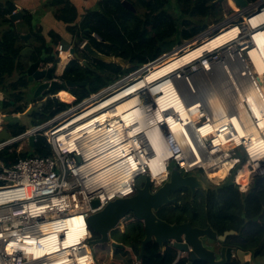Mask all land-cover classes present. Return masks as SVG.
<instances>
[{
    "label": "bare ground",
    "instance_id": "bare-ground-1",
    "mask_svg": "<svg viewBox=\"0 0 264 264\" xmlns=\"http://www.w3.org/2000/svg\"><path fill=\"white\" fill-rule=\"evenodd\" d=\"M235 9L238 11L237 8ZM245 21L252 30V36H248L252 37L249 41H246L247 36H244L245 32L239 26H230L198 45L192 47L187 45L179 48L176 52L165 55L162 60L154 63L152 70L143 76L139 74L136 77L115 83L116 85L112 89L98 93L99 96L97 95L89 102L73 109L72 113L76 110H81V113L67 121L66 123H71L61 131L64 132L67 128L68 131H71L77 126V129L71 134L73 140L69 142L64 134L61 136V140L70 143L68 146L73 150L72 148L78 146L75 142L77 138L80 137V140L86 138L83 140V145L93 149L103 146L106 142V138L103 137L104 133L106 135L115 133L116 138L111 137L112 145L116 146L115 152L106 157L108 159L105 164L114 163L110 167L112 169L109 171V177L117 175L123 181L130 180V175L125 171L122 172L121 169L134 168L135 156L139 155L144 156L143 160L149 166H145L146 170L148 168L154 170L150 174L156 178L155 180L159 184L167 175V162L178 156L172 150L173 144L179 146L180 149L188 148L196 156H193L194 160L192 161L186 158L185 165L194 161V164H201L206 168L209 179L219 183L228 175L231 163L226 161L220 167L209 170L210 164L206 161L208 157L203 153L200 154L196 143L198 140L200 143L206 144L212 139L213 147L205 149L207 156H215L221 151L229 152L239 146L246 147L251 161L238 172V184L242 185L241 181L244 178L249 182L254 173L253 170L257 174L264 173V28H261L264 26V9L249 16ZM242 40L246 42L240 44ZM237 42L241 51L254 49L252 51L258 62L253 77L250 76L246 67L240 74L241 77L249 78L247 85L241 83L236 85L237 79L231 68L228 67L229 72L226 71L229 75L228 78L234 83L236 89L234 99H232L234 110L228 111L226 103L217 94H213L209 100V107L213 112L210 116L204 112L203 105L199 100L186 103L175 80L185 75L190 77L191 72L187 70L190 64L222 49L227 44ZM181 52H183L182 55ZM66 54L64 53V55ZM221 58L227 65L230 64L228 62L230 57H226L225 53H221ZM219 59L205 62L200 66L204 72H210L214 63ZM104 93L109 95L102 99ZM94 116L96 117L89 120ZM205 117L208 118L207 122L198 125V120L202 121ZM66 123H63L62 126ZM163 126L169 131L170 138L165 135ZM140 139H143L148 145L152 152L151 156H145V146ZM102 160L96 159L93 165H99ZM118 164L119 166L113 168ZM138 171H141V168H138ZM107 197L108 195L104 192L101 194L103 200ZM75 200L76 206L65 205L61 199L49 201L42 204L43 208L39 211H37L39 205H33V210H28L26 215L36 218L40 214L52 212L59 216L56 219L55 228L50 229L51 231L43 237L36 233L26 239L25 243H22L21 239L11 240V244L4 252V256H7L4 258L6 260L4 262L6 264H18V262L23 264L25 260L18 258V254L19 257L26 258L29 264L33 260L37 261L46 257L52 260L43 264H63L67 261V256H73L75 252L78 254L80 248H86L87 253L91 254L90 248L83 246V241L89 236L83 210L85 208H80L77 196ZM7 202V200H3L0 201V204ZM66 210L71 212L64 216ZM61 253L63 254L61 255ZM79 260L77 263L74 260L75 264H84Z\"/></svg>",
    "mask_w": 264,
    "mask_h": 264
},
{
    "label": "trees",
    "instance_id": "trees-1",
    "mask_svg": "<svg viewBox=\"0 0 264 264\" xmlns=\"http://www.w3.org/2000/svg\"><path fill=\"white\" fill-rule=\"evenodd\" d=\"M123 1L101 0L94 9L82 14L67 0H55L52 3L51 6L56 8L55 19L63 25L64 33L71 37L69 44L73 42L80 47L88 41L99 52L122 58L124 62L132 65V68L127 70L117 64L108 65L94 60L99 73H93L73 59L65 67L62 77L71 82L87 81V85L69 91L73 95L71 102H62L67 109L79 105L123 76L158 60L183 41L192 40L207 31L210 25L219 24L224 19L223 2L220 3V0H127L134 5L136 13L125 9ZM253 1L257 0L249 2ZM227 3L229 4L228 1ZM7 6L8 10H0L1 23L9 27L0 36V92L4 94L0 106L10 114H22L28 106L21 105L27 94L22 89L29 86L26 76L28 64L38 60L45 64H57L58 52L55 53L54 50L65 38L55 31H49L47 36L43 35L42 26L34 27V16L29 14L25 20L30 25L29 32L32 35L29 41L31 51L23 55L24 45L19 29L15 23L7 19V15L13 11V5L8 1ZM171 7L175 14L170 13ZM138 10H143V13ZM187 17L199 19L198 24L195 25ZM67 59L64 57L63 60ZM105 73L109 75L107 78L104 76ZM13 77L14 80L10 81ZM32 110L33 119L36 121L42 119L46 122L65 109L57 108L50 99L45 106ZM12 130L14 135H20L26 131V126L14 125ZM31 151L40 157L51 155V148L44 137L38 138L35 148ZM10 155L11 152L3 151L0 153V159L2 158L8 165L18 161L19 157L11 160ZM237 157L244 162L245 157L242 154L238 153ZM239 168L240 165L237 164L232 176ZM199 192L202 194H198ZM199 192L198 196L204 197V201L191 200L188 195L178 197L169 211L162 210L160 214H168L171 217L169 223L191 221L197 227L210 225L218 235L235 230L238 235L229 237L227 243L250 252L248 256L251 259L250 264H264L256 263L257 260L264 259V176L256 177L247 193L241 192L239 186L233 184L232 177L218 187ZM201 210L205 213H201ZM259 214L261 220L254 222L253 219ZM143 237L141 224L136 221L130 222L125 233L114 238L131 250L116 249L117 254L111 256L106 246L93 247L96 264H135L136 260H139L140 264H189L190 258L180 259L175 263L178 252L171 248L160 249L154 242L145 247L144 255L141 257L140 240ZM254 254L257 256L254 257ZM134 257L137 259L134 260ZM194 264L205 263L198 260ZM229 264L240 263L233 260Z\"/></svg>",
    "mask_w": 264,
    "mask_h": 264
},
{
    "label": "built area",
    "instance_id": "built-area-1",
    "mask_svg": "<svg viewBox=\"0 0 264 264\" xmlns=\"http://www.w3.org/2000/svg\"><path fill=\"white\" fill-rule=\"evenodd\" d=\"M250 39V37H247L246 41H249ZM233 44L234 43L227 45ZM234 45L236 47H240L238 42ZM245 51H247V49ZM214 54H216V52ZM213 56L214 55L212 53L208 54L206 57L198 61V64L204 65L205 62L211 61ZM216 59L218 58L216 57ZM149 64L143 66L142 69ZM191 65L192 64H190L189 66ZM95 95L97 94H93L92 96L94 97ZM108 95L102 96L101 98L104 99ZM194 101L195 100H193V102ZM72 111L74 110H64L63 112L57 114L46 122L26 130L24 133L14 137V139L0 142V153L3 151L12 152L11 148L18 143H22V145L17 149V152H22L24 150V147L29 148L28 138L30 136H34L36 142L39 137L46 138L47 144L51 148V155L47 157L36 156L26 159H19L17 162L11 165H8L5 163V161L0 160V201H8L6 204H0L1 264H6V262H4L6 261L4 260V258L7 256H4V252L5 249H7L11 244V240L21 239L22 243H25L26 239L30 238L34 234L38 233V236L43 237L47 232L51 231L50 229L55 228V225L57 223L56 219L59 216L53 214L52 212H48L47 214H40L36 218H31L30 216L26 215V212L28 210H33V205H39V207L37 208V211H39L41 210V208H43L42 204L49 201H54L56 199H61L63 200L62 202H64L65 205L67 204L76 206L75 197L77 196L80 202V208H85L83 210L86 217L90 214H94L102 210L107 204L116 199H125L133 196L136 193L135 188L138 185L139 180L142 178L144 179L145 177H150L156 187L162 185L168 180L169 169L172 164H174V166H176L184 175L193 173L196 174L197 172H200L203 174L207 181H209L210 183H215L211 179H209L206 168L201 166V164H194V161L191 164L185 165L187 159H189V161H192L194 160L193 156H196L188 148L184 147L180 149L179 146L173 145L172 142L174 144L176 143L172 139V150L175 151L178 156L167 162V175L159 184H157L155 180L156 178H154L150 174L154 170H152L151 168H148V170H146L145 166H148V164L143 160L144 156L139 155L135 156L136 163L134 168L121 169L122 172L125 171V173L130 175V180H120L117 175L109 177V171L112 169L110 167L114 163L105 164V162L108 159L106 157L115 152L116 146L114 144L112 145L113 142L111 140V137L116 138V134L114 133L111 135H106V133H104L103 137L106 138V142L103 144V146H98L93 149H91L90 146L83 145V140L86 138L80 140L81 138L79 137L75 140L78 146L76 145L74 148H72L73 150H71L68 146L70 145V143H67V141H62L61 136L64 134V136L70 142L71 140H73L71 139V134L77 129V126L76 129L71 128L73 129L71 131H68L67 128L66 131H64L65 133L61 131H63L64 127L71 123H66L67 121L81 113V110H76L73 113ZM204 112L206 114H209V116L211 115V113H213L212 110H204ZM96 116L90 117L89 120L95 118ZM207 120L208 118L205 117L202 121L198 120L197 124H204L207 122ZM63 123L66 124L62 126ZM162 128H164L163 131L165 135L169 137L170 135L167 128L165 126H163ZM1 129L2 127H0V131ZM140 140L145 146V156H151L152 152L149 149L148 145H146L143 139ZM212 141L213 139L207 141L206 144H202L197 140L196 143L198 146V151L201 155L203 153V155L208 157L206 161L210 164L208 166L209 170L214 167H220L226 161L231 163L228 175L224 179L229 177L231 172L233 173L235 166L239 164L238 162H235L231 159L234 152L237 151L235 154V158H237L239 161L241 160L237 157L238 153L242 154L245 157L244 162H241V164H239L240 167L242 164L245 165L246 163H249L251 161V158L247 154L245 146H239L229 152L221 151L215 156H207V152L205 149H211V146L213 147V144L211 145V143H213ZM24 144L26 146H24ZM77 158H80L81 161L79 162ZM98 158L103 160L101 161V163H99V165H93V163ZM117 166H119V164L114 166L113 168H116ZM138 168H141V171H138ZM238 171H240V168L237 170V172ZM253 172V174L257 175L256 177L264 176V173L257 174L255 173V170H253ZM110 178L111 180H109ZM239 189L241 190V192L243 191V187L239 186ZM103 192L108 195L107 199L105 200L101 198V194ZM96 200L100 205L98 208H93L91 204ZM66 211L68 213L66 212L64 216L69 215L71 212H69V210ZM128 220L129 219L123 221V226L120 229L121 233L124 232V229L128 225ZM91 239L92 236L89 234V236L83 241V246H88L90 248L88 242ZM78 251V254H75V252L73 256H67V261L63 264H75L74 260H76L77 263L78 259H80L79 261H82V263L84 264H96L92 251L91 254L87 253L86 248H80ZM189 252L190 251L178 252L175 263H177L180 259L189 258ZM62 254L63 253H61V255ZM77 255H80V257H77ZM17 256L18 258L25 260L23 264H29V261L26 260V258H24L23 256L19 257L20 255L18 254ZM51 260L52 259H50L49 257H46L41 258L37 261L33 260L30 264H43ZM136 262L137 264H140L139 261ZM18 264L22 263L18 262Z\"/></svg>",
    "mask_w": 264,
    "mask_h": 264
},
{
    "label": "water",
    "instance_id": "water-1",
    "mask_svg": "<svg viewBox=\"0 0 264 264\" xmlns=\"http://www.w3.org/2000/svg\"><path fill=\"white\" fill-rule=\"evenodd\" d=\"M223 1L225 0H220V3ZM232 1L239 11L238 13H246L245 11H247L250 5L246 0ZM122 4L128 11L133 13L137 12L131 2L124 0ZM257 5L258 8L254 13L264 9V0H259ZM21 18L22 14L17 13L10 16V20L14 23H18ZM261 28H264V26ZM204 34H207V31L200 35ZM31 37V34L20 36L23 41H27ZM94 37H97L98 40L101 41L98 36L94 35ZM60 46L62 51H69V53L74 56L75 60L80 62L82 66L88 67V62L86 59L80 57L77 48L91 60H96L108 65L117 64L121 67L125 65L122 58L105 55L94 48L88 41L84 42L81 48L77 47L76 44H69L65 40L61 41ZM29 51H31V48H26L22 51V54L25 55ZM164 57L163 55L155 62L162 60ZM42 64L43 61L41 60L28 64L26 76L29 86L27 89H24L23 92L28 93L29 90L34 92L33 97L36 99L38 97H43V93L48 91L49 98L56 107L65 109L66 105L59 101L56 90L69 93L72 89L80 88L86 83L71 81L62 83L55 79L57 64H52L50 68L41 70ZM105 95L104 93L102 96ZM90 97L92 98L93 96L91 95ZM85 101L86 100L79 105H82ZM24 114H10L0 106V127H2L0 131V142L16 137L13 130L11 132L12 126L18 124L24 125L22 124L21 118ZM7 117H11V122L5 128V126L2 125L4 123L3 120ZM28 146L30 150L35 148L36 140L34 136L28 138ZM77 160L79 162L81 161L80 158H77ZM135 189L136 193L133 196L125 199H116L107 204L102 210L85 217L88 232L92 236V239L88 242L91 251L93 247L106 246L110 255L115 256V254H117L115 251L116 249L123 251L131 250L124 243L118 242L113 237L115 231H118L119 234L125 233L126 228L123 233L120 231L123 226V221L131 218L133 221L140 223L144 231V237L140 240L141 257L144 255L145 247L154 242L159 245L160 249L171 248L177 252L190 251L189 264H194V262L198 260L205 264H229L233 260H237L240 264H250V261L247 260L250 252L243 251L236 245L227 243L229 237L238 235L235 230L225 231L222 235H218L210 225L206 227H197L194 226L191 221L169 223L158 216V212L162 208L169 207L170 205L173 206L177 202L178 195L182 197L184 196V192H189L192 197H194L199 190H209L206 180L202 177L195 173L184 175L174 166L172 169H169L168 180L162 185L156 187L150 177H145V184L140 186L138 183ZM176 194L177 196H173ZM99 205L97 200L93 201L91 204L93 208H98ZM259 218L260 216L254 218L253 221L257 222ZM256 256L257 254H254V257Z\"/></svg>",
    "mask_w": 264,
    "mask_h": 264
},
{
    "label": "rangeland",
    "instance_id": "rangeland-1",
    "mask_svg": "<svg viewBox=\"0 0 264 264\" xmlns=\"http://www.w3.org/2000/svg\"><path fill=\"white\" fill-rule=\"evenodd\" d=\"M227 1L228 0H225L222 3L223 16H224V19H223L222 22H220L219 24L210 25L209 28L207 29V34L200 35L198 37L196 36L195 38H193L192 40H189V41H183V43L181 45L175 46L172 49V51H170L167 54L176 52V50H179V48H183V47H185L187 45H188V47H192V46L198 45L201 42H203L205 39L212 38L213 36H215L218 33H220L222 30H224V29H226V28H228L230 26H235V25L239 26L245 32L244 36L248 35L252 30L246 24L245 19L248 18L252 13L255 12V10L257 8V2L259 0H257L256 2L253 1V2L249 3L250 4L249 5L250 9L248 8L247 11H245L247 13V14L245 13V16H244V13L240 14V13H238L239 11H237L236 9L230 7L229 4L227 3ZM249 1L250 0H246V2H249ZM138 11L140 13L141 12L143 13V10H138ZM44 13H46V11L43 12V14H40V13L38 14L37 13L35 15L34 23H33L34 27H36L37 24L39 25V23L42 21V19H40V18L44 17L43 16ZM170 13L175 14V11H174V9L172 7L170 8ZM187 19L189 21L193 22L195 25H197L198 22H199V19H194V18H191V17H189V18L187 17ZM209 21L211 22V20H209ZM42 29H43V35H45V36H47V33L49 31H55V32H58L59 34L63 35L66 42L69 43V41H70L71 37H70L69 34L64 33L63 26L62 27L56 26V27L52 28L51 30H49V27H48L47 23H45V27H43ZM48 40H50V39L48 38ZM246 40H247V38H246ZM245 42L246 41L242 40L240 42V44L241 43H245ZM72 44H73V42H72ZM82 45L80 46V48L82 47ZM226 46H227V48H226ZM226 46L223 47L220 50H217L216 54H214L215 52H212V54L214 56L212 57L211 61L212 60L214 61L216 59V57L220 58L218 61H216L214 63L212 71L204 72V70H202L201 66L198 64V61H197V62H195L196 64L193 63L191 66L187 67L188 68L187 70L191 72L190 77L185 75L184 77L177 78L175 80L176 86H177L180 94L182 95L183 99L186 102L190 103V102H193V100H195V101L199 100L202 103V105H203V110H211L210 107H209V100H210V98L213 97L212 96L213 94H217L218 96H220L222 101L224 103H226V107H227L228 110H234L235 107L233 106V100L232 99H234V95H235L236 89H235V86L232 83V81L228 78V76H229L227 74V72H229L228 71V67L231 68V70L233 71L234 76L237 79V81H235L236 85L238 83H241L242 85H247V84H249V78L247 76L246 77H241L240 74L243 73L242 70L246 67L248 69V71H249L250 76L253 77L254 74L256 73V66H257V62L258 61L256 60L255 55H254V53L252 51L254 49H247V51H245L246 50L245 49L244 51H241L240 47H236L234 44L233 45H226ZM54 51H55V53L58 52L59 61L57 63V73L61 75L63 73L65 67L67 66V64L70 63L75 58H74L73 55H71L69 53V51H66V52L63 51L64 53H69L70 57L67 60H65V61L62 60L61 54H63V53H62V50L60 49V45L57 48H55ZM78 51H79L80 57L82 59H86V61L88 62V67H86V66H83V67L85 69L93 72V73H99V71L96 68L95 61L94 60H88L89 58L86 57L85 54L83 52H81V50L79 48H78ZM181 53H183V52H181ZM221 53H225L226 57H228V56L230 57V59L228 61L230 64L227 65L225 60L224 61L222 60ZM167 54H165V55H167ZM249 60H250V62H248ZM253 63H255V65H253ZM79 64L82 66V64L80 62H79ZM154 65H155L154 63L153 64H149L148 66L144 67L143 69L141 67V68L135 70L134 72L128 74L127 76H123L122 78H120V80H118L115 83L117 84L118 82H121L122 80L130 78V77H136L139 74L143 76L149 70H152L154 68ZM123 68L128 70V69L132 68V65H130L129 63L125 62V65L123 66ZM104 76H105V78H107L109 75H107V73H105ZM177 76H178V74H177ZM111 78L113 79L115 77H111ZM12 80H14V77L12 79H10V81H12ZM86 82L87 81H83L81 83H86ZM115 83H113V85H110V86H108L105 89H102L100 92H102V91L105 92L107 90L112 89L116 85ZM22 90H24V89H22ZM70 93L71 92L66 93V94H61L60 96H59L60 93H57V96H59L58 97L59 101L61 103L65 102V101L71 102V100H72L71 96H73V95L70 94ZM33 95H34V93L29 90L28 93L26 94V97H25L26 100H24L21 103V105L22 104L23 105L24 104L28 105L27 108H26L27 110L25 111V114L23 113L24 117L21 116L22 124H24L26 126V130L31 129V128H33V127H35L37 125H40V124L45 122V120L43 121L42 119H40L39 121H36L35 119H33V117H31V114H32V111H33L32 109L35 108L34 104H38L39 103V106H45L47 104V100L46 101H40L39 97L35 99L33 97ZM95 97H93V98H95ZM34 101H37V103L34 102ZM87 102H89V101H87ZM68 109H70V108H68ZM68 109L65 108V110H68ZM3 121H4V123H3L2 126H5V128H6L7 125L11 122V117H7ZM11 132H12V129H11ZM16 136H18V135H16ZM21 145H22V143H18V144L14 145L11 148V151H12L11 155H10L11 156V158H10L11 160H15L16 157H19L17 159V160H19V159H26V158L40 156V155L35 154L33 151L29 150V148H26V147H24V150L22 152L18 153L17 149ZM236 152H234L232 154L231 159L233 161L238 162L239 164H241L242 161H239L237 158H235ZM173 167H174V164H172L170 169H172ZM243 167H244V165L242 164L241 167H240V170ZM238 172L234 176H232V172H231L229 177H227L226 179H224L223 181H221L219 183H210L209 181H207L205 179L203 174L200 173V172H197L196 174L206 180L209 188L218 187L222 183H224L226 180H228L229 178L232 177L233 184H236V185H239V186L243 187V191L242 192L243 193H247L251 189V187H252L257 175L253 174L251 176L249 182L247 181L248 179H246V178L242 179V181H241L242 185H240V184H238V180H237ZM139 184H140V186H143L145 184V178L144 179L143 178L140 179L139 180ZM197 193H196V195L194 197H192V195L189 192H184V196H187V195L190 196L191 200L197 199L198 201H201L203 199V201H204L205 200L204 197L202 198L201 196L200 197L198 196V194H200L201 192H199L198 194ZM170 206H172V205H170ZM190 208L193 211V208L192 207H190ZM201 213H205V211L201 210ZM158 216L163 218V219H165V220H167V221L171 218V217L168 216V214H164V213L160 214V212L158 213ZM259 216L261 218V214H259L255 218H257ZM260 218H259V220L257 222H259L261 220ZM130 222H133V220L131 218H129L128 224ZM118 234H119V232L115 231L113 233V237H117ZM256 263H264V259H263V261L259 259V260L256 261ZM135 264H137V262H135Z\"/></svg>",
    "mask_w": 264,
    "mask_h": 264
},
{
    "label": "crops",
    "instance_id": "crops-1",
    "mask_svg": "<svg viewBox=\"0 0 264 264\" xmlns=\"http://www.w3.org/2000/svg\"><path fill=\"white\" fill-rule=\"evenodd\" d=\"M8 1L10 3H12L13 11H12V13L7 15V19L10 20V16L12 14H15V13L22 14L21 20L18 23H15L17 28L19 29L20 36L30 34V32H29L30 25L28 23H26V20H25L26 16H28L29 14H31L35 17V15L37 13L43 14V12L46 11V13H44V15H43L44 17L40 18V19H42V21L39 23V25L37 24L36 28H39L40 26H42V28L45 27V23H47L49 30H51L52 28H54L56 26H58V27L63 26L54 17V11H56V8H54L51 5H52V3H54L55 0H0V10H8V8H9L7 6ZM67 1L71 5L75 6V8L78 9V11L82 14L88 10L95 8L101 0H67ZM247 3L249 4L250 2H247ZM232 6H233V4H232ZM33 23H34V21H33ZM8 28L9 27L7 25H4L0 21V36H2L3 32L8 30ZM31 38L28 39L27 41H23L21 39L23 41L24 49L31 48L30 44H29V40H31ZM62 53H63V54H61L62 60L64 59V57H66V58L70 57L69 53L68 54L65 53L66 55H64V52H62ZM50 66H52V64H50ZM61 94H66V93L60 92L59 96ZM91 99H93V97L92 98L89 97L88 99H86V101L83 104H85L87 101H89ZM3 100H4V94L1 92L0 93V103ZM82 105L73 106L69 110H73V109L77 108L78 106H82ZM24 146H26V145L24 144ZM0 160H3V159L1 158ZM136 259H137V257H134V260H136ZM247 260L251 261V259H249L248 257H247ZM136 261H138V260H136Z\"/></svg>",
    "mask_w": 264,
    "mask_h": 264
},
{
    "label": "flooded vegetation",
    "instance_id": "flooded-vegetation-1",
    "mask_svg": "<svg viewBox=\"0 0 264 264\" xmlns=\"http://www.w3.org/2000/svg\"><path fill=\"white\" fill-rule=\"evenodd\" d=\"M228 2H229V4L232 6V4H233V6H232V8H234V3L232 2V0H228ZM73 44H75V43H73ZM88 60H91V59H88ZM48 68H50V64H45V63H43L42 65H41V70H46V69H48ZM62 75H63V73L60 75V74H58L57 73V71L55 72V79H57V80H59L60 82H62V83H64L65 81H67L66 79H64L63 77H62ZM87 85V82H86V84L84 85V86H86ZM84 86H82V87H84ZM66 89V88H65ZM61 91H59V90H56V93H60ZM34 93V92H33ZM40 98V101H49L50 100V98H49V94H48V91H45L44 93H43V97H39ZM34 102H36L37 103V101H34ZM34 106H35V108H40L41 106H39V103L38 104H34ZM173 196H177V194L176 195H173ZM178 197H180V195H178ZM170 207H172V206H169V207H164V208H162L159 212H161L162 210H167V211H169V208ZM158 212V213H159Z\"/></svg>",
    "mask_w": 264,
    "mask_h": 264
},
{
    "label": "clouds",
    "instance_id": "clouds-1",
    "mask_svg": "<svg viewBox=\"0 0 264 264\" xmlns=\"http://www.w3.org/2000/svg\"><path fill=\"white\" fill-rule=\"evenodd\" d=\"M248 36H252V31L249 33V35H248ZM248 36H247V37H248ZM250 38H252V37H250Z\"/></svg>",
    "mask_w": 264,
    "mask_h": 264
}]
</instances>
